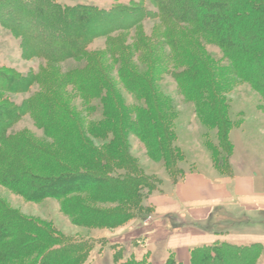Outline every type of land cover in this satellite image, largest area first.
<instances>
[{
  "label": "rangeland",
  "instance_id": "rangeland-1",
  "mask_svg": "<svg viewBox=\"0 0 264 264\" xmlns=\"http://www.w3.org/2000/svg\"><path fill=\"white\" fill-rule=\"evenodd\" d=\"M51 1L64 7L86 5L103 10L145 1L152 8V0ZM7 12L0 9V72H18L30 84L25 92L3 94L16 105L23 106L16 123L8 131L12 136L11 142L18 148L35 147L39 159H43L40 149L46 151L45 156L52 161L50 172L54 174L64 171L62 167L58 168L61 161L71 166H85L74 157L81 143L82 146L91 144L105 156H111L112 144L117 145L121 153L120 162L110 161L106 156L101 160L102 165L109 164L110 169L120 166L122 169L117 173L124 178L128 169L138 171L149 179V187L141 189L142 207L138 204L130 220L114 227L81 225L68 211L69 206L79 203L100 211L120 209L119 203L90 201L88 192L33 201L0 184V204L5 209L36 221L61 239L86 244L89 252L84 264H113L115 253L122 247L125 258H148L152 264H164L174 258L183 264H191L195 249L215 243L247 247L252 252L247 256L249 263L264 264V97L250 83L233 75L231 62L222 48L199 34L194 38H198L201 49L190 51L212 69L231 123L230 129H208L202 116L197 115L196 105L186 99L178 86L173 64L185 61L186 57L183 55L181 60L177 56L180 61L175 62L177 54L163 39L162 33L168 28L160 21H147L131 33L93 39L87 50L99 58L96 74L98 78L106 77L113 89L101 91L103 84L98 81V87L85 95L82 87L72 81L74 71L84 68L85 58L58 64L25 55L20 35L12 26L5 25V19H9ZM183 27L177 32L185 33L192 26ZM115 39L118 42L111 41ZM116 42L119 47L128 48L124 56L132 69L138 73L152 71L154 92L151 96L165 104L158 109L159 112L176 117L175 129L169 131L174 134V146L180 151L177 163L154 160L147 144L132 131L108 129L105 96L107 98L114 93L120 112L133 114V117L140 112L141 105L137 100L138 93L130 92L120 79L121 63L117 62V56L111 54V47ZM137 44H140L139 51ZM158 60L169 64L167 72L163 73L162 63L156 65ZM86 85L90 83L85 81L83 86ZM29 102L33 104L32 108L28 106ZM42 105L47 107V111L40 110ZM56 105L63 106L67 113L56 116ZM221 136L226 138L224 146L219 141ZM21 160L26 167L25 159ZM57 162L61 164L56 165ZM73 169L66 168L67 171ZM28 171L39 176L50 175L44 174L38 165H29ZM244 177L253 182L249 197L242 190H237V184ZM190 178L192 180L187 182ZM201 178L214 186L223 183L222 198L210 201L202 195L189 203L180 201L178 186L187 190L185 197L192 198L193 194H202L197 187V179ZM216 178L223 182L217 183ZM225 209L234 212L232 216L236 222L224 218L216 222L215 217Z\"/></svg>",
  "mask_w": 264,
  "mask_h": 264
},
{
  "label": "trees",
  "instance_id": "trees-1",
  "mask_svg": "<svg viewBox=\"0 0 264 264\" xmlns=\"http://www.w3.org/2000/svg\"><path fill=\"white\" fill-rule=\"evenodd\" d=\"M151 5L152 8H149L142 1L103 10L86 5L64 7L51 0L36 3L34 0H0V9L9 12V19L4 18L5 25L12 26L20 35L25 55L58 64L85 58L84 68L72 74V81L82 87L85 95L98 87V81L103 84L101 91L110 92L113 89L106 77L98 78L96 74L99 58L87 50L93 39L131 33L147 21H160L168 28L162 33L163 39L177 54L175 62L177 56L181 60L183 55L186 57L185 61L173 64L176 81L184 96L196 105L197 115L202 116L208 129H230L227 107L212 69L190 51L201 49L198 38L194 37L199 34L208 37L211 43L224 50L231 62L233 75L250 83L264 97V0H152ZM183 26L192 27L185 33L182 30L183 33L177 32ZM111 41L118 42L117 39ZM117 42L112 45L111 54L117 56V62L121 63L120 79L130 92L138 93L137 100L141 105L140 112L133 117V114L120 112L114 93L107 97L108 100L105 96L103 104L107 107L105 117L108 129L132 131L147 144L154 160L177 163L180 151L174 146V134L169 131L175 129L176 117L159 112L158 109L165 104L151 96L154 92L152 71L138 73L132 69L124 56L128 48L119 47ZM136 47L139 51L140 44ZM158 64L164 69L163 73L167 72L168 63L159 61L156 62ZM85 81L90 85L83 86ZM28 86L30 84L20 73L0 72V184L33 201L88 192L90 201L120 204L118 210L100 211L83 203H74L76 205L69 206L68 211L81 225L114 227L130 220L133 209L141 205V189L149 187V179L143 174L128 169L125 178L120 176L117 171L122 168L110 169L109 164L102 165L101 160L107 155L91 144H85L84 138L85 145L81 143L80 148H76L74 157L75 161L85 163V166L57 162L56 165L61 164L58 168L64 169L57 174L50 172L52 161L45 156L46 151L40 149L43 159H39L35 147L18 148L11 142L12 136L8 131L16 123L23 106L16 105L3 94L25 92ZM45 104L48 106V103ZM28 106L32 108L33 104L29 102ZM37 106L39 108V104ZM46 106H40V110L47 111ZM54 112L56 116L67 113L63 106L58 105L54 106ZM225 139L221 136L219 141L222 145ZM109 152L111 156L107 158L110 161L120 162L121 153L117 145L112 144ZM21 158L25 159L26 167ZM29 165H38L44 174L50 175H34L28 171ZM66 168L75 169L67 171ZM218 215L221 217H215L217 223L224 219L232 223L237 220L225 210ZM88 252L86 244L61 239L36 221L22 218L0 204V264H84ZM251 253L247 247L215 243L195 249L191 264H250L248 257ZM113 264L152 263L148 258H125L122 247L115 253ZM164 264L183 263L173 258Z\"/></svg>",
  "mask_w": 264,
  "mask_h": 264
},
{
  "label": "crops",
  "instance_id": "crops-1",
  "mask_svg": "<svg viewBox=\"0 0 264 264\" xmlns=\"http://www.w3.org/2000/svg\"><path fill=\"white\" fill-rule=\"evenodd\" d=\"M191 180L192 179L190 178L187 182H189ZM215 181L217 183L223 182V180H221L220 178L219 179L216 178ZM240 181H241V183L238 181L239 183L237 184V190H242L243 191L242 193H245L244 195H247L246 197H249L248 195H249L250 191H252V189H253L252 188L253 187L252 180L248 179L247 177H244V179H240ZM197 182L199 183L197 185V187L202 190V194L196 193V194L192 195V198H188V197L184 196L185 195L184 192L187 190H185V188H183V186H178V188H177V195L179 197L178 199H180V201H183V202L188 201V203H189L191 200H195V199L197 200L202 195L208 197L210 201H215V200H219L220 198H222L221 192H223L224 189L221 188V186L223 185V183H220L219 185L214 186V185L208 183V181H206L203 178L197 179ZM209 189H210V191H209ZM225 211L227 213H230L231 215L234 214V212L231 210L225 209Z\"/></svg>",
  "mask_w": 264,
  "mask_h": 264
}]
</instances>
